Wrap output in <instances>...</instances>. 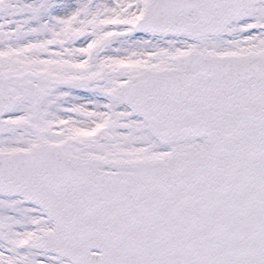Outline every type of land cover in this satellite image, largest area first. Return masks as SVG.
I'll return each instance as SVG.
<instances>
[{
  "label": "snow or ice",
  "instance_id": "obj_1",
  "mask_svg": "<svg viewBox=\"0 0 264 264\" xmlns=\"http://www.w3.org/2000/svg\"><path fill=\"white\" fill-rule=\"evenodd\" d=\"M0 264H264V0H0Z\"/></svg>",
  "mask_w": 264,
  "mask_h": 264
}]
</instances>
